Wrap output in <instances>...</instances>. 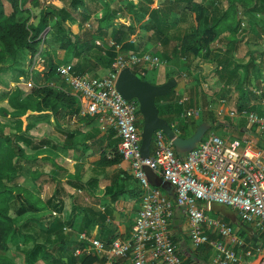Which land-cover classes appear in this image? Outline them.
Wrapping results in <instances>:
<instances>
[{
    "label": "trees",
    "instance_id": "obj_1",
    "mask_svg": "<svg viewBox=\"0 0 264 264\" xmlns=\"http://www.w3.org/2000/svg\"><path fill=\"white\" fill-rule=\"evenodd\" d=\"M127 2V9L135 13L139 21L146 20L144 28L151 33L149 39L132 42L131 37L137 33L138 28L133 22L118 17L120 9L115 10L107 6L100 18L97 17V27L103 36H108L112 30V22L119 21L120 28L112 30L110 43L121 45L123 53L138 55L149 52L146 45L151 44L153 48L149 53L169 61L168 53L166 55L165 51H158L161 44V47L172 49L184 57L187 61V71L192 73V76L199 72L202 61L213 63L218 80L224 84L223 89L228 87L229 93L239 92L237 110L258 112V105H250L249 102L258 101L264 96L261 82L264 79V62L255 63L253 58L247 60L245 57L250 54H246L244 58H237L236 54L242 45H259L264 40V22H260L259 18L264 17V0H210L211 13L207 7L208 3L205 5L197 0H163L157 7H154L157 0ZM59 3L61 6L43 7L40 0H0V74L15 70L25 52L30 53L32 57L41 53L45 58L42 65L45 67L42 82L29 92L20 90L14 99L23 130L6 134L0 129V264H17L7 255L10 241L15 237H23L24 243L31 245L22 249L24 264H105L103 256L75 257L74 249L79 242L78 239L71 238V232L88 233L87 230L92 224L106 220V215L83 204V194H80L85 193L87 189L95 191L98 179L91 177L84 180V175L78 173L69 177L66 182L60 180L59 176L66 172L60 165V158L65 156L80 159L90 150L99 148L98 151L102 152L99 166L119 165L123 158L118 152V132L111 129L105 136H100V130L97 129L81 138L80 131H66L63 144L47 135L37 138L31 133L35 127L30 123L31 119L40 121L54 116L53 127L60 129V117L75 118L85 126H93L98 118L81 115L79 96L73 94L58 74L57 68L60 64L56 63L55 55L43 47L45 44L59 45L60 49L65 51L63 62L73 66L74 73L79 76L102 68L112 70L117 57L115 45L111 44L107 48L98 45L95 38L99 35L95 37L88 32L80 33L81 23L74 29L72 22L76 19L70 9H82V23H85L91 19L92 14L105 10L98 0H59ZM32 18L35 19L33 23ZM186 19L188 22L184 24ZM244 22L249 26L246 32L243 29ZM50 27L53 31L46 40L43 34ZM241 32L244 34H240ZM218 43L224 45L219 51L214 48ZM255 70L257 74L252 76ZM19 73L25 75L23 70ZM154 74L163 80L151 81L154 85H163L170 78H176L167 67ZM252 78L256 80L257 86H252ZM204 79L206 77L202 74L198 75L194 88L184 94L188 98L184 104L178 102L182 96L174 89L168 96L157 98L160 116L174 127L176 119H181L185 110H206L209 101L202 84ZM139 116L142 128L143 118L140 114ZM177 126L181 130L180 136L189 138L199 124L190 119ZM209 132L211 133L210 130ZM111 138L117 139L111 155H108L105 148L109 147L108 139ZM45 149L47 154L42 160L48 165L51 163L53 170L44 174L36 169L31 170L28 175L34 182L44 175L49 176L48 182H56L53 195L47 199L13 182L21 175L24 164L38 162V159L27 157L28 151L37 153ZM65 183L73 188L74 192L70 193L68 188L63 186ZM118 196L119 194L114 192L112 202L117 203ZM66 200L71 206L68 216L63 215ZM32 228L36 231L31 232ZM67 228L70 229L69 232L65 230Z\"/></svg>",
    "mask_w": 264,
    "mask_h": 264
},
{
    "label": "built area",
    "instance_id": "obj_2",
    "mask_svg": "<svg viewBox=\"0 0 264 264\" xmlns=\"http://www.w3.org/2000/svg\"><path fill=\"white\" fill-rule=\"evenodd\" d=\"M112 45L115 44L112 42ZM115 46L117 57L106 77L76 75L69 64L59 65L57 72L79 96L82 116L98 117L104 131L113 129L118 132V152L123 161L130 163L143 190L142 208L126 239L118 238L109 244L88 233L78 234L75 257L103 256L105 264H116L117 260L131 264H184L170 231L175 208H181L189 220L194 248L209 245L217 252L216 264H238L241 256L237 248H243L245 242L228 222L212 217L210 212L214 204L227 206L238 212L241 221L254 224L264 232V150L248 138L224 139L211 133L194 150L179 156L173 140L163 130H157L153 135L151 156L144 158L139 104L135 99L126 100L117 90L116 82L125 68L137 72L142 79L149 72L155 73L169 66V62L149 52L126 54L121 45ZM31 60L34 64L45 63L41 53ZM182 78L186 75L183 74ZM28 86L34 87L32 82ZM204 87L210 86L206 83ZM181 96L178 102L184 104L188 98L184 94ZM220 104L219 116L226 114L232 120L242 118L264 131V115L248 110H227L225 113L227 99L222 98ZM202 113L200 108L187 109L181 119H196ZM174 127L180 136L181 130L176 124ZM148 171L170 183L175 190L174 199L152 184ZM211 232H215L219 239L211 238Z\"/></svg>",
    "mask_w": 264,
    "mask_h": 264
},
{
    "label": "crops",
    "instance_id": "obj_3",
    "mask_svg": "<svg viewBox=\"0 0 264 264\" xmlns=\"http://www.w3.org/2000/svg\"><path fill=\"white\" fill-rule=\"evenodd\" d=\"M40 1L43 7L61 6L59 0H40ZM127 1L128 0H98V3L101 4L103 8L105 7V10L100 11L94 15L92 14L91 19L85 23H82V14H81L83 13L82 9L79 10L70 9L74 18L76 19V21L72 22L74 24V29H77L78 23H81L82 30L80 33L88 32L91 35H94L95 37L99 35V37L97 38L94 37L95 42L98 45L100 46L103 45L104 48H107L112 44L110 43L112 30H118L120 28L119 21H113L111 24L112 30L108 34V36H103V34H101L98 31L97 17L100 18L103 12L106 11V7L109 6L115 10L120 9V11L118 12V17L121 19H126L129 22H133V24H135V26L138 28L137 33L131 37L132 42L134 40L137 41L140 39L147 41L151 33H148L144 28L146 20L139 21L137 15L135 13L130 12L127 9L128 8ZM158 1L159 0H157L156 4L158 3ZM156 4L154 7L159 6L160 3L157 4V6ZM31 22L32 23L35 22V19L32 18ZM52 31L53 30L51 27L48 28L44 32L43 37L46 40L49 39ZM136 44L138 43L136 42ZM160 45L161 44H159L158 47H161ZM43 47L47 48V50L50 53L55 55L56 63L60 65L67 64L63 62V59L65 58V51L60 49L59 45L56 44L54 46L53 45L49 46L45 44ZM152 48L153 46L151 44L146 45V50L147 49L151 50ZM258 48L259 46L257 45L250 44V46H247L246 44H244L241 46V48H239V52L236 54V57L244 58L246 54L252 55L253 53L257 55V52L260 51L258 50ZM263 53L264 51L261 50L259 54L260 58H258V60L254 59L255 63H261V59L264 62V56H262ZM247 56L245 57L247 58V60L252 59L250 55ZM28 61L30 65V69H29L30 75L32 76L39 75L42 81L45 67H43L41 64H34L31 60L30 55ZM212 64L213 63L202 61L199 72L195 73V75L190 77L189 80L182 77L177 78L178 83H181V85L184 87V90L185 89L189 90L191 88H194V86L196 85V81H197L196 78L198 77V75L204 73L207 70V67L210 69V67H212ZM110 71H111L110 69L102 68L96 72H91L88 75H92L94 77H106L109 75ZM256 71L257 70L253 71L252 76L257 74ZM215 81L217 84V88L212 92V94L214 92L217 93L218 91L221 92L223 91L224 92L222 93L223 95L228 96V98H232L234 102L238 104V99L240 97L239 92L233 91L229 93L227 92L228 87L223 89L224 84H222V82H220L218 79L217 80L215 79ZM261 82H262V87H264V79ZM251 84L252 86L258 85L256 83V80L253 78L251 79ZM216 96L218 95H215V97ZM222 98H226V97H220L218 99V102ZM208 101H210V98H208ZM249 103L250 105H258L259 110L258 112L257 111L255 112L257 114L264 115V96L258 99V101L251 100ZM230 106L232 105L228 104L227 101L225 107L226 109L225 113H227V110H235ZM209 107L210 105L208 106V108ZM218 116H219L218 111L215 109H211V110L208 109L206 113L203 109L202 115L199 118L192 120H195V123L199 125H201L202 123H207L209 125L218 124V129H217L218 132L225 134L235 133V135L238 136V138H248L255 144L256 147L264 150V131H261L258 128L251 126L250 124H248V122L245 119L241 118V119L232 120L226 114L225 116L220 117L222 118V120H218L217 122H215ZM61 118L63 117H60V119ZM72 119L74 120L75 118ZM63 121L60 122L61 128L58 129L61 133V136H63V138H66L65 135L66 131H76V132L80 131L81 138H83L84 136L88 135V133H91L92 131L97 129L100 130V136H105V134H107L110 131L109 130L108 132H106L102 129V123L99 120V118H97V122L93 126H85L84 124L79 123L75 119L76 124H78L77 128L64 125L62 124ZM116 139L115 138L108 139L109 147L105 148V151H107L108 155H111ZM55 141L59 142L60 144L64 143V141H60V140H55ZM89 142L90 141H88L87 143L89 144ZM106 143L107 141L104 143V145H106ZM95 150H90L86 156L81 157L80 159L69 158L65 156L60 158V163H61L60 165L66 169V172L61 174L59 176V179L66 182V180L69 177L75 176L78 173H82L84 175V180L91 177L97 178L98 180L97 183L95 184L97 185L95 191H91L90 189H87L85 193L80 192V194H83V198H84L83 204H87L88 207H93L95 208L96 211H99L101 212V214L106 215V220L105 221L101 220L98 223L92 224L90 228L87 230V232L91 236L107 242L113 241L118 238L126 239L130 236L136 218L138 216V213L142 208V195H143L142 187L138 182V180L135 179L129 162L122 161L119 165H115L113 167H101L98 164L102 157V152L98 151L99 148ZM46 177L49 179V176ZM152 178H153V174L151 173V181ZM63 186L67 187L70 193L74 192V189L69 187L66 183L63 184ZM114 192L119 194L118 196L119 201L117 203L112 202V197ZM53 193L50 194L48 197L52 196ZM166 193L169 195L171 199L175 198L174 188L170 187L166 191ZM202 206L205 207L204 204H202ZM70 208H71L70 202L66 200L65 212L63 214L64 216L69 215ZM131 215H134V217H131ZM210 215L214 218H221L226 222H228L233 227L235 234L245 242V246L243 248H237V251L241 256V260L238 264H264V232H262V230H260L254 224L244 223L239 218L237 211L224 205L214 204L212 207V211L210 212ZM170 231L173 236V239L175 240L179 248V253L181 254L184 264H216L215 259L217 257V252L215 251L214 248H212L209 245H203L200 248L193 247L191 241V229H190L189 220L183 209L175 208L174 218L170 222ZM71 233H72L71 234L72 240L78 239V234H79L78 232L73 231ZM210 237L213 239H219L218 235L215 232H211ZM249 252H251V255H248ZM116 262L118 264H131L129 261L126 262V261L117 260Z\"/></svg>",
    "mask_w": 264,
    "mask_h": 264
},
{
    "label": "rangeland",
    "instance_id": "obj_4",
    "mask_svg": "<svg viewBox=\"0 0 264 264\" xmlns=\"http://www.w3.org/2000/svg\"><path fill=\"white\" fill-rule=\"evenodd\" d=\"M198 2H201L205 5H207L209 12L211 13V5H210V0H197ZM161 2H163L162 0H159L157 4H161ZM156 4V6H157ZM52 5V4H50ZM210 5V6H209ZM8 7V6H7ZM259 18H261V21L259 19L260 22H264V17L259 16ZM188 22V19L184 20V24ZM188 26V25H187ZM248 24L246 22L243 23V29H245L244 32L247 31L248 28ZM244 32H241L240 34H244ZM246 34V33H245ZM258 50H262L264 51V40L261 41L259 43ZM224 47V45L222 43H218V45L214 46L215 50L219 51L220 48ZM158 51L159 52H164L165 54L168 53L169 54V66H167L169 72H172L173 75L176 76V78H181V76L183 74H185L187 77L185 79L189 80L190 77H192V73L187 71L186 68V62L183 58L181 57L178 53L173 52V50L169 49V48H163V47H158ZM171 51V52H170ZM260 51L257 52V55L255 53H253L252 55L250 54L251 58L253 59H257L260 58ZM149 52H152V50H149ZM170 52V53H169ZM29 55L30 53L25 52L21 55L20 61L16 67L15 70H9V71H5L3 74H0V129L4 130L9 134H13V133H19L23 130V124L21 119L18 116V109L15 106V102L14 99L18 96V93L20 90H24L26 92H29L32 88H30L28 86L29 82L33 83V86H37L38 84H40L42 81L39 77V75H30V65H29ZM167 55V54H166ZM240 56V55H239ZM258 56V57H256ZM30 57H32L30 55ZM256 57V58H255ZM250 58V57H249ZM262 62V59H261ZM26 69V71H25ZM215 66L212 64V67H210V69L207 67V70L204 73H201L204 77H206V79L203 80L202 84H209V88H206V92L208 93V98H210V104H208V106L210 105L209 108H207L205 111V113L207 112V110H211V109H215V110H219L221 104H220V100L218 102V99L220 97H226L228 104H231L233 109L236 110L237 104L234 102V100L232 98H228V96L223 95L222 93H224L223 91H218L217 93H213L212 92L214 90H216L217 88V84L215 79H218V76L215 72ZM20 70L24 71L23 75L22 73H19ZM28 70V72H27ZM19 73V74H18ZM151 74V75H150ZM28 75V78H27ZM147 81H153L155 79H157V82H162L163 80H160V78L158 79L157 76H155V74L153 72H149L148 76L145 78ZM219 89V87H218ZM217 89V90H218ZM175 92L178 95H183L186 94V91L184 90V87L181 85V83H178L177 87L174 89ZM222 94V95H221ZM211 95V97H210ZM213 95V96H212ZM215 95H218L215 97ZM220 95V96H219ZM213 104V105H212ZM215 107V108H214ZM231 108V109H232ZM225 115H221L218 116L217 120L215 122H217L218 120H222V118ZM64 120V121H63ZM62 122V124L67 125L69 127H73V128H77L78 124H76L75 119L70 120L68 118H61L60 122ZM190 121V120H188ZM195 122V120H193ZM55 122V117L52 116L49 119H44V120H35V119H31L30 123L34 124V129L32 130V134L34 136H36L37 138H42L45 135L49 136L50 138L54 139V140H60V141H65L66 138H63V136H61L60 131L58 130V128H53ZM176 125H181L182 123H185L184 120L182 119H176ZM211 126V133H215L216 135L223 137L224 139H228V138H232L234 139V137H238L235 135V133H231V134H225V133H221L218 132V124L217 125H210ZM142 131V130H141ZM210 132L205 136V139L209 136V134H211ZM47 154V149L43 150L42 152H33V151H28L27 157H32L34 159H38L37 164H32V163H26L24 164L23 168L21 169V175L19 177H17L13 182L14 183H18L20 185H23L29 189H31L32 191L40 194V196L44 199H46L50 194L53 193L56 184L52 181L48 182V178L45 176H42L40 178H38L37 182H34L30 177H29V173L31 170H38L41 171L44 174H47L50 170H52L53 166L50 163V165H48L44 160H42V157ZM131 217H134V215H131ZM31 232H35L36 229L32 228L30 230ZM18 243V245H17ZM31 247V245H26L24 243V238L23 237H15L12 238L10 241V250L7 253V255L11 258H13L15 260V262L17 264H24V254L22 252V249H26Z\"/></svg>",
    "mask_w": 264,
    "mask_h": 264
},
{
    "label": "water",
    "instance_id": "obj_5",
    "mask_svg": "<svg viewBox=\"0 0 264 264\" xmlns=\"http://www.w3.org/2000/svg\"><path fill=\"white\" fill-rule=\"evenodd\" d=\"M178 85L176 78H170L163 85H154L150 81L138 77L131 69H123L116 82L119 93L128 101L135 99L140 107L143 118L141 131V152L144 158L151 156L154 132L163 130L167 137L173 140L177 153L185 154L194 150L205 138L211 126L207 123L199 125L195 133L189 138L178 136L168 121L160 116L156 100L159 97L168 96ZM151 171L148 175L151 181ZM152 184L156 187L168 190L171 185L162 178L153 175Z\"/></svg>",
    "mask_w": 264,
    "mask_h": 264
}]
</instances>
